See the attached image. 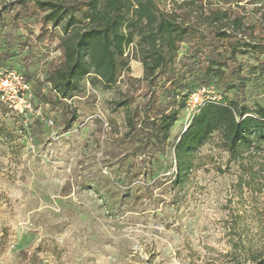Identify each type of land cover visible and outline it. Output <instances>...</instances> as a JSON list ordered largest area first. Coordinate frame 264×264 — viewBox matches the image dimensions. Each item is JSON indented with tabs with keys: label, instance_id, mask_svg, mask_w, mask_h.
<instances>
[{
	"label": "rangeland",
	"instance_id": "obj_1",
	"mask_svg": "<svg viewBox=\"0 0 264 264\" xmlns=\"http://www.w3.org/2000/svg\"><path fill=\"white\" fill-rule=\"evenodd\" d=\"M15 1L0 0L6 17L20 25L14 60L34 91L40 86L48 93V74L63 63L65 36L61 27L43 25V11ZM155 1L170 10L185 0ZM246 2L244 14L264 16V0ZM203 3L209 9L226 6L222 0ZM83 27L73 28L68 40ZM261 27L264 38V23ZM139 40L136 34L126 50L128 66L110 88L93 83L90 74L74 97L53 106L38 102L36 112L27 114L0 100V264L264 261V138L256 132L234 159L215 133L196 150L192 168L178 183L174 145L199 104L221 97L208 91L198 100L190 98L165 150L143 154L140 142L126 134L134 105H115L141 99L145 83L139 81L144 77ZM241 59L249 76L244 104L254 115L264 107V74L252 68L251 54ZM0 87L11 96L10 81L0 80Z\"/></svg>",
	"mask_w": 264,
	"mask_h": 264
},
{
	"label": "trees",
	"instance_id": "obj_2",
	"mask_svg": "<svg viewBox=\"0 0 264 264\" xmlns=\"http://www.w3.org/2000/svg\"><path fill=\"white\" fill-rule=\"evenodd\" d=\"M246 1L222 0L227 7L209 9L203 0L199 5L197 0H185L170 10L160 9L155 0L15 1L43 11V25L61 27L65 36L61 41L63 63L52 68L47 77L52 90L45 93L40 86L35 91L32 87L34 105L42 102L53 106L56 100L74 97L81 91L80 81L90 74L95 75L92 82L103 88L116 84L122 69L128 66L126 50L139 34L144 66V77L139 81H144L145 88L138 102L130 99L115 103L117 108L134 105L126 118V134L140 142L143 154L163 152L188 100L205 89L221 99L200 103L180 134L174 145L176 180L183 181L193 166L196 150L215 133L220 135L224 149L237 159L256 132L264 138V107L251 115L244 104L249 76L241 59V55L251 54L256 62L252 68L264 74V16L244 14ZM4 10L2 6L0 67L21 70L31 85L20 63L14 60L20 45L15 31L20 25L8 19ZM80 25L83 29L68 40L66 36ZM147 158L151 162L152 157Z\"/></svg>",
	"mask_w": 264,
	"mask_h": 264
},
{
	"label": "built area",
	"instance_id": "obj_3",
	"mask_svg": "<svg viewBox=\"0 0 264 264\" xmlns=\"http://www.w3.org/2000/svg\"><path fill=\"white\" fill-rule=\"evenodd\" d=\"M0 80L4 84L10 81L13 85V88H11V96H9L10 93L5 88L0 87V100L2 102L20 114L36 112L33 102L32 86L25 80L23 74L18 69H5L0 67ZM205 92L206 90L203 89L191 98L198 100Z\"/></svg>",
	"mask_w": 264,
	"mask_h": 264
}]
</instances>
